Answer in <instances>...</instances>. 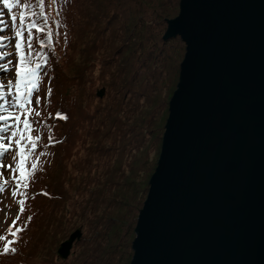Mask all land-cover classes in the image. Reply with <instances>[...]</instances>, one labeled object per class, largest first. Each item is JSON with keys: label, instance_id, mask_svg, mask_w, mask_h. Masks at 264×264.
Instances as JSON below:
<instances>
[{"label": "trees", "instance_id": "trees-1", "mask_svg": "<svg viewBox=\"0 0 264 264\" xmlns=\"http://www.w3.org/2000/svg\"><path fill=\"white\" fill-rule=\"evenodd\" d=\"M9 2L0 0L21 33L18 67L23 53L38 79L35 105L23 112L30 130L25 119L16 127L31 175L15 176L18 214L0 237V264H130L153 173L148 152L136 157L183 56L180 37L164 40L180 0ZM79 227L61 261L58 248Z\"/></svg>", "mask_w": 264, "mask_h": 264}, {"label": "water", "instance_id": "water-1", "mask_svg": "<svg viewBox=\"0 0 264 264\" xmlns=\"http://www.w3.org/2000/svg\"><path fill=\"white\" fill-rule=\"evenodd\" d=\"M179 7L164 40L186 53L130 264H264V0Z\"/></svg>", "mask_w": 264, "mask_h": 264}, {"label": "rangeland", "instance_id": "rangeland-1", "mask_svg": "<svg viewBox=\"0 0 264 264\" xmlns=\"http://www.w3.org/2000/svg\"><path fill=\"white\" fill-rule=\"evenodd\" d=\"M179 10L180 9L178 8V15H179ZM7 20H9L8 17H7ZM7 20L1 15V12H0V105H3V108L7 109L8 112H14L16 108L15 104L12 105L10 103L13 101L14 95L8 94L7 88L8 86L16 82L17 80V77H16L17 56L15 52L13 53L10 50V48L14 47V44L17 41H16V36H11L12 32L9 27L11 25V21L9 20L8 21L9 24H8ZM167 28H168V23H167ZM180 48L182 49L183 56L181 58L177 57L174 70L172 71L176 79L174 83L172 84L173 86H171L173 88L171 91V95H169L168 93L166 96H162V99L160 100L161 105L163 103L162 102L163 100L167 102L163 104L162 106L159 105V107H157L158 108L157 112L159 111L160 115L157 112L154 113V118L157 120V123L151 133L152 135L150 136V134L148 133L149 137L147 136V138L149 140L147 142V145L144 147L145 149L144 148L142 149L140 156L136 157V158H141L147 152L149 153L148 162H150V164H153L152 165V168H153L152 175L154 174L155 168L157 167V162L159 159V155L161 153L162 141H163V136L165 133V126H166V122L169 116V102L177 88V85L179 82V75H180V66L184 59L185 53H186V45H182V47L180 46ZM9 82H11L10 85H9ZM28 99L30 103L35 102L34 92L31 93ZM153 112L154 110L152 109L151 113ZM6 114L8 113L0 109V115H6ZM12 122H13V118L7 121H0V125L4 126L3 129L0 130V138H2L0 139V143L10 144L8 138L11 135V129L8 127V125L11 124ZM151 142H155V144L151 145ZM141 166H142L141 163H137V162L133 165L134 170L136 172H138L137 169L141 168ZM14 169H15V164L13 165V151L11 149V150H8L7 152H4L2 155H0V236L5 235V233L7 232L10 225L13 223L18 213V207L16 206L15 201L13 200V195H12L14 187H13L11 173ZM146 175H147L146 172L144 173V175H140V180L145 178ZM149 181H150V177L147 179V183H149ZM4 183H6L7 185V188L5 189H3L2 187ZM135 228H134V232H135ZM82 236H83V229H82Z\"/></svg>", "mask_w": 264, "mask_h": 264}, {"label": "snow or ice", "instance_id": "snow-or-ice-1", "mask_svg": "<svg viewBox=\"0 0 264 264\" xmlns=\"http://www.w3.org/2000/svg\"><path fill=\"white\" fill-rule=\"evenodd\" d=\"M5 7L11 8L13 5L9 2V0H4ZM21 21H23V14H21ZM31 27H35V25H31ZM17 36H20L21 33L17 32ZM17 49L20 48L19 42H17L16 45ZM30 47V45H29ZM16 91H17V97L15 100V103L19 105L21 109H25V106L27 103H29L28 97L31 95L32 90L37 87L36 81H37V76H36V69L34 68H29L27 66V62L24 59V54L21 53V61H20V66L16 68ZM11 82H9V85ZM9 91H11V87H9ZM0 109H2L4 112H7L8 114L6 115H0V121H7L9 119L14 118L17 122L20 121L21 117L19 115H15L14 112H8L7 109L3 108V105H0ZM66 118V117H65ZM24 123V130L29 131L30 130V125L27 119L23 121ZM3 125H0V130L3 129ZM12 136H16V132H13ZM2 139V138H0ZM9 141L12 140V137L8 138ZM25 137L23 133L20 134L19 139L15 140V146L19 148V151L16 153L17 156H19V161L17 163V168L19 170V179L20 180H26L29 175H31L30 172H28L25 168V161H26V151L24 147L21 144V141L24 140ZM27 139L31 142L32 141V136L29 135ZM34 146V145H33ZM12 147L11 144L8 143H0V155H2L4 152H7L10 148ZM15 158V157H14ZM10 167V166H9ZM33 169H35L36 165L33 164L31 166ZM27 187V184L24 185ZM15 251L14 248H9L8 244H5L4 246V251Z\"/></svg>", "mask_w": 264, "mask_h": 264}]
</instances>
